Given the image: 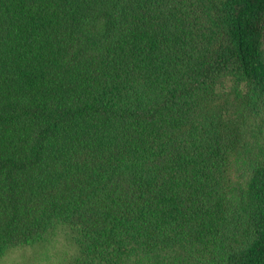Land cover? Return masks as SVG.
I'll use <instances>...</instances> for the list:
<instances>
[{"label": "trees", "instance_id": "16d2710c", "mask_svg": "<svg viewBox=\"0 0 264 264\" xmlns=\"http://www.w3.org/2000/svg\"><path fill=\"white\" fill-rule=\"evenodd\" d=\"M264 264V0H0V259Z\"/></svg>", "mask_w": 264, "mask_h": 264}, {"label": "rangeland", "instance_id": "374dc122", "mask_svg": "<svg viewBox=\"0 0 264 264\" xmlns=\"http://www.w3.org/2000/svg\"><path fill=\"white\" fill-rule=\"evenodd\" d=\"M68 235V229L59 225L48 240L10 249L0 264H67L76 250Z\"/></svg>", "mask_w": 264, "mask_h": 264}]
</instances>
